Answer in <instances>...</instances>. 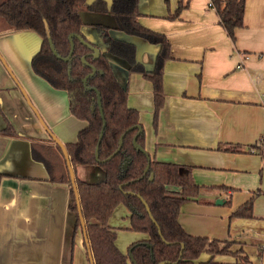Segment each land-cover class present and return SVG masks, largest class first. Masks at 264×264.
I'll return each instance as SVG.
<instances>
[{
    "label": "crops",
    "instance_id": "obj_1",
    "mask_svg": "<svg viewBox=\"0 0 264 264\" xmlns=\"http://www.w3.org/2000/svg\"><path fill=\"white\" fill-rule=\"evenodd\" d=\"M179 3L178 15L169 17ZM206 3L137 0L139 23L164 33L169 41L170 57L162 71L165 97L156 129L151 82L140 72H128L123 58L108 57L121 83H127V103L138 111L150 157L193 165L194 180L203 184L199 201L181 204L180 225L194 235L233 240L230 249L240 247L246 255L242 261L237 255L217 253L206 262L210 254L202 251L192 264H264V191L247 185L238 202L223 206L233 188L216 185L232 181L231 171L256 174L264 168V0H244L243 25L235 29L234 40L219 23L215 8ZM90 13L91 19L86 16L84 22L113 25L110 15ZM82 30L103 46L93 27ZM120 38L133 42L137 61L152 67L157 45L132 35ZM39 44L33 31H0V54L33 107L63 144L74 141L86 121L70 113L66 91L32 71L30 58ZM17 83L0 60V130L5 116L15 131L0 132V173L5 174L0 182V264H89L82 229H75V214L68 206V184L49 181L45 164L32 153L33 142L47 141L50 135ZM226 143L255 144L258 151L217 149ZM74 171L89 182L104 176L97 165L79 164ZM252 194L253 215L231 221V211ZM231 222H239V230ZM107 224L115 230V244L123 253L133 241L147 238L130 229V211L120 203ZM256 245H262L259 255Z\"/></svg>",
    "mask_w": 264,
    "mask_h": 264
},
{
    "label": "trees",
    "instance_id": "obj_2",
    "mask_svg": "<svg viewBox=\"0 0 264 264\" xmlns=\"http://www.w3.org/2000/svg\"><path fill=\"white\" fill-rule=\"evenodd\" d=\"M213 3L219 23L229 38L234 40L235 29L243 25L244 0H213ZM180 9L179 3L169 17L177 16ZM81 11L106 13L112 17L113 25L86 23L81 17ZM138 15L137 0H0V31L28 30L40 37L39 48L30 58L32 71L52 87L66 91L70 113L86 121L77 132L76 139L64 143V146L73 170L80 213L84 221L87 258L89 252L93 264H130V250L135 264H158L160 261H164V264H192L202 251H206L210 254L206 262H211L212 256L217 253L238 255L245 261L246 255L242 254L240 247L234 250L229 248L233 240L194 235L180 225L177 216L181 204L189 199L200 200L198 194L201 185L194 181L191 165L159 160L154 156L150 157L144 150L145 135L138 121V111L128 105L127 83H121L108 57L112 54L123 58L128 64V72H140L151 82L152 125L156 129L158 113L165 97L162 71L164 61L170 57L169 41L164 33L140 24ZM85 25H91L95 29L102 40V47L84 34L82 28ZM110 29L157 45L152 67L147 69L137 61L133 42L110 35ZM71 33L73 50L69 59L63 60L58 55H67ZM77 35L98 46L99 55L94 57L92 49L81 42ZM82 56L85 62L82 61ZM91 66L96 70L89 75ZM87 74L86 84L99 92L105 121L97 159L94 151L102 118L96 91L84 87L82 79ZM4 118L6 123L0 132L15 134L9 120L5 116ZM134 125H141L136 141L143 150L136 149L132 143L137 131ZM122 133L120 149L107 158L116 149ZM31 149L33 155L45 164L49 181L68 184V206L75 214V229L81 227L77 200L60 147L49 137L47 141L33 142ZM217 149L233 152L258 151L255 144L237 143L219 144ZM126 158L129 162L123 169L122 163ZM147 163L148 169L143 173ZM79 164L99 166L103 170V178L94 182L79 178L74 171ZM3 176L5 174L0 173V182ZM253 197L254 194L240 203L231 211L230 216H252ZM118 203L125 204L130 211V229L147 234V238L130 243L127 253L116 246L115 230L107 224L112 209ZM88 262L90 264L89 258Z\"/></svg>",
    "mask_w": 264,
    "mask_h": 264
},
{
    "label": "water",
    "instance_id": "obj_3",
    "mask_svg": "<svg viewBox=\"0 0 264 264\" xmlns=\"http://www.w3.org/2000/svg\"><path fill=\"white\" fill-rule=\"evenodd\" d=\"M46 29H47V26H46ZM48 30H47V34H48ZM72 36H73V33L69 34V42H70V48H69V51L67 53L66 56H60L58 55V57L62 58L63 60H68L71 53H72V50H73V40H72ZM77 37L80 39L81 42H83L84 44L88 45L91 49H92V54L94 57H97L100 53V48L98 46H95V45H92L90 43H88L86 40H84V38L80 35H77ZM53 49V47H52ZM53 52L56 53V51L53 49ZM57 55V54H56ZM82 61L85 62L84 60V56L81 57ZM0 60L2 61V63L5 65V67L7 68V70L9 71V73L12 75V77L14 78V80L16 81L17 83V80L15 79V77L13 76V73L11 72V70L9 69V67L7 66V64L5 63L3 57L1 56L0 54ZM95 67L94 66H91V71L88 73L89 75L93 74L95 72ZM88 74L82 79L83 81V84H84V87L86 89H93L94 91H96V97H97V104L99 106V110H100V115H101V118H102V125H101V129H100V132H99V136H98V140H97V143H96V146H95V151H94V155H95V158L97 159L98 158V147H99V142H100V139H101V136H102V133H103V128H104V125H105V121H104V118H103V113H102V109H101V102H100V96H99V92L96 90L95 87H92V86H88L86 84V77L88 76ZM17 85L19 86L20 90L22 91L23 95L25 96L27 102L29 103V105L31 106V108L34 110V112L36 113L40 123L43 125V127L46 129V131L49 133L50 137L53 139V141L60 147L61 151H62V154H63V157H64V160H65V163H66V166H67V169H68V172H69V176H70V179H71V182H72V187H73V191H74V194H75V197H76V200H77V210H78V214H79V219H80V223H81V229H82V232H83V236H84V240L86 241V237H85V230H84V221H83V217L81 216V213H80V207H79V202H78V195H77V191H76V187H75V184H74V174H73V170H72V167H71V164H70V161H69V158H68V154H67V151H66V148L64 146V144L58 139V137H56L52 131L47 127V125L45 124L44 120L40 117L39 113L37 112V110L33 107V105L31 104V101L29 100L26 92L24 91V89L21 87V85L19 83H17ZM136 128H137V131L136 133L133 135V138H132V143L134 145V147L138 150H143V148L141 147V145L139 143H137L136 141V137L138 135V133L141 131V125H134ZM131 128V127H130ZM123 134L122 133L119 137V140H118V145L116 147V149L110 153L107 158H110L113 154H115L119 149H120V146H121V143H122V137H123ZM145 150V149H144ZM129 162V159L126 158L125 161L122 163V168L125 169L127 164ZM148 166H149V163H147L145 165V168L143 170V173H145L148 169ZM152 178V174L150 176V179ZM216 202H219V199H216ZM146 208L148 210V207L146 205ZM86 247H88L87 243H86ZM183 249V245H181V250ZM128 257H129V261L131 262V264H135L133 258H132V255H131V252L129 250L128 252ZM88 258L90 260V264H93L92 263V260H91V254L88 252ZM158 264H164V261H160Z\"/></svg>",
    "mask_w": 264,
    "mask_h": 264
},
{
    "label": "rangeland",
    "instance_id": "obj_4",
    "mask_svg": "<svg viewBox=\"0 0 264 264\" xmlns=\"http://www.w3.org/2000/svg\"><path fill=\"white\" fill-rule=\"evenodd\" d=\"M87 12L88 11H81V17L84 21L87 20V17L88 19L90 20L91 16L89 14V16L87 15ZM86 14V15H85ZM87 16V17H86ZM101 22V21H100ZM104 22V21H103ZM91 25H88V27H90ZM92 27V26H91ZM110 35L112 36H115V37H124L126 36V34L120 32V31H117V30H111L109 31ZM194 168L193 165H191V174H192V169ZM257 174V175H256ZM256 174H253L252 172H245L243 170H239V171H231L230 172V175H229V180H232L230 182H225V183H219V184H216L217 186H228V187H231L233 188V192H232V195L229 197L228 199V203L226 202L225 204H223V206H228V205H233L234 203L238 202L237 200L242 197L243 195V192L246 191V186L247 185H251V184H254V188L253 189H256V188H259L261 191H264V168H259L257 171H256ZM192 177H193V174H192ZM194 179V178H193ZM195 181V180H194ZM234 181V182H233ZM196 182V181H195ZM197 183V182H196ZM226 183H228V185H226ZM198 185H201L203 186V184H199L197 183ZM233 185H235L233 187ZM256 197V195L254 194V197H253V200L254 198ZM191 200V199H189ZM187 201V200H186ZM195 201V200H194ZM216 201V200H215ZM122 205H124L125 207H127L125 204L123 203H120ZM237 207V206H236ZM235 207V208H236ZM234 208V209H235ZM224 214V213H221V215ZM252 215H253V208H252ZM230 220L231 221H234L235 219L239 218V217H235V216H229ZM231 227L233 229H238V224L239 222H231ZM245 228V231H250L249 227L247 225L244 226ZM122 230H127V231H131L130 229H128L127 227H122L121 228ZM239 230V229H238ZM232 245V244H231ZM230 245V246H231ZM129 246V245H128ZM230 248V247H229ZM239 248V247H238ZM261 248H262V245H256V249H257V254L259 255L260 252H261ZM237 249V248H235ZM234 250V249H232ZM238 256V255H237ZM240 258V256H238Z\"/></svg>",
    "mask_w": 264,
    "mask_h": 264
},
{
    "label": "built area",
    "instance_id": "obj_5",
    "mask_svg": "<svg viewBox=\"0 0 264 264\" xmlns=\"http://www.w3.org/2000/svg\"><path fill=\"white\" fill-rule=\"evenodd\" d=\"M206 4H207L208 7L214 8L213 0H207V3Z\"/></svg>",
    "mask_w": 264,
    "mask_h": 264
}]
</instances>
